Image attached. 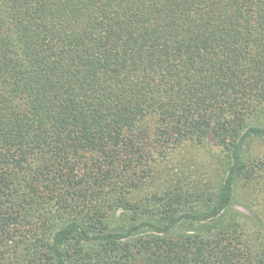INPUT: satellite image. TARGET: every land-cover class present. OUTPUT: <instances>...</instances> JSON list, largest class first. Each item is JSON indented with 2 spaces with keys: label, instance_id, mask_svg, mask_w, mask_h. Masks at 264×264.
<instances>
[{
  "label": "trees",
  "instance_id": "1",
  "mask_svg": "<svg viewBox=\"0 0 264 264\" xmlns=\"http://www.w3.org/2000/svg\"><path fill=\"white\" fill-rule=\"evenodd\" d=\"M258 142L264 0H0V264H264Z\"/></svg>",
  "mask_w": 264,
  "mask_h": 264
},
{
  "label": "rangeland",
  "instance_id": "2",
  "mask_svg": "<svg viewBox=\"0 0 264 264\" xmlns=\"http://www.w3.org/2000/svg\"><path fill=\"white\" fill-rule=\"evenodd\" d=\"M250 156L252 159L256 158L257 156L264 157V142L253 144L250 151ZM191 158L193 162L190 163L187 169L188 174H201L203 177L218 178L216 169L214 168V153L212 150L208 149V146L202 148L197 155H193ZM179 164L182 165L181 162ZM262 179L264 180V178ZM262 182L256 183L254 187L246 186L238 190L237 199L232 205L233 210L252 216L253 211L255 212L258 208H260L261 203H263L264 184H261ZM121 212L122 210L120 209L116 215L117 218Z\"/></svg>",
  "mask_w": 264,
  "mask_h": 264
}]
</instances>
